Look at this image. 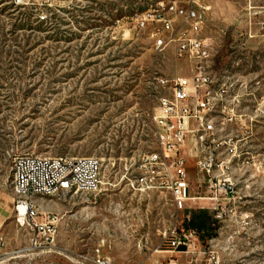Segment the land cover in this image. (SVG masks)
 <instances>
[{"label": "rangeland", "instance_id": "1", "mask_svg": "<svg viewBox=\"0 0 264 264\" xmlns=\"http://www.w3.org/2000/svg\"><path fill=\"white\" fill-rule=\"evenodd\" d=\"M169 1L0 0V192L13 195V160L25 153L98 158L102 180L95 192L37 197L39 216L56 221L50 244L34 248L35 232L11 217L0 264H264V0H201L213 47L204 73L224 103L239 98L232 121L220 106L213 114V178L183 153L189 195L201 199L178 210L166 190L130 187L155 150L159 97L197 72L176 41L155 48L161 22L146 16ZM142 15L141 28L131 19ZM164 17L176 34L180 19ZM189 233L194 252L169 250L172 234Z\"/></svg>", "mask_w": 264, "mask_h": 264}, {"label": "built area", "instance_id": "2", "mask_svg": "<svg viewBox=\"0 0 264 264\" xmlns=\"http://www.w3.org/2000/svg\"><path fill=\"white\" fill-rule=\"evenodd\" d=\"M158 4L160 6L154 9L161 29L155 32V48L161 50L166 43L176 41L177 55L195 60L197 72L192 78L175 79L169 86L170 94L159 97L151 114L155 150L140 158L138 173L129 184L140 192L166 190L176 209L181 210L186 207L187 201L194 199L189 195L185 158L181 150L187 140L192 138L198 152L197 169L213 178V169L217 165V158L213 156V143L218 132L213 114L220 106L221 112L229 115L225 120L232 121L239 98L234 96L224 103L225 90L213 93V77L204 73L213 51L210 39L202 35L207 6L201 0H187L181 5L176 0L166 5L163 2ZM166 13L180 19L176 34L171 32L172 20L164 17ZM39 19L45 20V16L41 15ZM131 20L137 21L141 28L146 25L145 17ZM164 31H170V35H161ZM159 83L164 88L168 82L160 80ZM101 185V162L98 158L20 154L14 158L12 165L15 222L35 232L34 248L50 244L56 235V221L53 217L39 216L37 196L46 198L59 193H91ZM230 188V184H226L224 190ZM194 238L193 233L181 236L172 234L167 246L172 252L187 253L190 248L194 252ZM161 264L178 262L170 258Z\"/></svg>", "mask_w": 264, "mask_h": 264}, {"label": "crops", "instance_id": "3", "mask_svg": "<svg viewBox=\"0 0 264 264\" xmlns=\"http://www.w3.org/2000/svg\"><path fill=\"white\" fill-rule=\"evenodd\" d=\"M218 136L219 135L217 134L215 137V141L213 143V149H215L217 147V144L220 141ZM191 143L194 144L193 145L194 147L192 146V148H191ZM185 150H186V152H185ZM189 150L193 151L194 157L196 158V156L198 155V152L196 149L195 141L192 138H189L187 140L185 146L181 150V154L183 155V153L184 154L186 153V155L191 156V154H189L190 153ZM187 152H189V153L187 154ZM184 158L187 162V159H188L187 156L186 157L184 156ZM185 165H186V163H185ZM187 166H188V164H187ZM194 167H196L195 162H194ZM186 173H187V169H186ZM194 199H201V198L195 197ZM13 214H14V197H13V195L12 194H3L0 192V230L9 222L11 217H13Z\"/></svg>", "mask_w": 264, "mask_h": 264}, {"label": "bare ground", "instance_id": "4", "mask_svg": "<svg viewBox=\"0 0 264 264\" xmlns=\"http://www.w3.org/2000/svg\"><path fill=\"white\" fill-rule=\"evenodd\" d=\"M149 11V10H148ZM153 12L154 13H152V14H147V16H153V14H155V10H153ZM148 13V12H147ZM141 15V14H140ZM133 16V15H132ZM138 16H135V19L137 18ZM142 17H143V15H142ZM120 20V19H119ZM119 20H116V23H119ZM37 197H44V196H37Z\"/></svg>", "mask_w": 264, "mask_h": 264}, {"label": "trees", "instance_id": "5", "mask_svg": "<svg viewBox=\"0 0 264 264\" xmlns=\"http://www.w3.org/2000/svg\"><path fill=\"white\" fill-rule=\"evenodd\" d=\"M200 213H206V212H205V211H200ZM207 222H208V219L205 218V219L203 220V223H204V224H207ZM180 250H182V249H180Z\"/></svg>", "mask_w": 264, "mask_h": 264}]
</instances>
